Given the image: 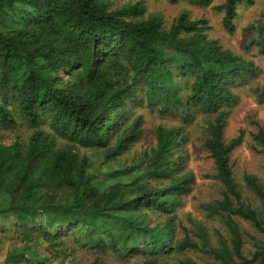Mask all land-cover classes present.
<instances>
[{
  "label": "trees",
  "instance_id": "16d2710c",
  "mask_svg": "<svg viewBox=\"0 0 264 264\" xmlns=\"http://www.w3.org/2000/svg\"><path fill=\"white\" fill-rule=\"evenodd\" d=\"M185 1L222 12L230 34L238 7L254 3ZM144 3L0 0V131L18 119L33 128L47 120L54 134L72 143L57 147L55 136L37 129L26 145L0 142V219L13 220L11 228L0 225V264H77L78 244L98 256L91 264H101L103 255L122 259L136 251L146 257L143 264H156L158 257L197 250L199 244L206 248L201 226L192 225L195 242L188 232L175 240L171 224L195 181L185 170L181 125L196 115L212 117L202 145L223 187L219 200L202 206L208 217H222L228 232V240L219 235L210 251L213 264H264V186L254 176L243 178L259 201V215L244 199L230 164L242 133L224 140L236 87L258 79L260 69L209 38L205 20L184 12L164 29L159 15L145 16ZM250 29V44L264 53V15ZM136 90L148 108L180 125L158 126L141 165L129 166L123 154L143 134L141 117L128 109ZM252 140L264 154V126ZM77 146L94 154L80 157ZM159 213L169 217L153 225L150 215ZM236 219L263 237L253 239L248 255ZM68 238L73 251L60 249Z\"/></svg>",
  "mask_w": 264,
  "mask_h": 264
},
{
  "label": "rangeland",
  "instance_id": "374dc122",
  "mask_svg": "<svg viewBox=\"0 0 264 264\" xmlns=\"http://www.w3.org/2000/svg\"><path fill=\"white\" fill-rule=\"evenodd\" d=\"M139 0H109L116 6H123ZM252 5H242L237 9V16L234 20L235 30L228 33L223 29V13L214 11L209 7H200L197 4H189L185 0H179L172 3L169 0H145V16L159 15L163 20L164 29H169L182 13H187L192 20H205L208 30L207 35L211 39L219 41V44L227 50L252 61L260 69V76L246 85L238 86L235 93L238 97L236 105L230 110L226 120L224 130V140L229 142L237 138L242 133L240 145L231 153L230 164L233 176L238 183L244 199L248 200L255 208L259 215L260 205L258 199L245 188L243 178L245 175L256 177L264 186V154L257 150L252 140V135L256 133L259 125L264 126V100L259 99V95L264 87V53L250 41L254 37V32L250 27L264 15V0H253ZM224 0H212L213 5H221ZM135 98L128 101L129 112L139 115L142 119L141 129L143 134L139 141L133 143L123 154L122 160L129 166L141 165L142 156L155 145V129L158 126L171 127L178 126V119L161 116L156 110H152L145 105L143 94L135 91ZM2 96H0L1 100ZM15 109L14 105L12 106ZM212 117L206 115H196L190 122L182 124L184 132L187 135L185 143L186 160L185 170L190 172L194 177V184L190 195L181 199V204L173 213L176 215L172 221L175 230V240H182L186 232L190 234L195 242L199 240L193 237V224H198L203 229L207 247L200 249L187 250L183 253H174L169 258L160 260L156 264H176L183 259H191L196 264H213V255L211 250L218 246L219 235L228 240V232L224 226V219L220 216L208 217L203 211L202 206L212 204L221 198L223 192L222 185L214 179V166L207 151L202 145L205 130ZM36 130H42L45 133L55 136L57 147L65 144L72 145L66 139H63L51 129L47 120H44L39 127L33 128L25 120L18 119L17 125L0 131V142L10 144L13 141H19L26 145L29 137ZM78 155L91 157L94 152L77 146ZM104 170V168H102ZM171 214V215H173ZM153 225H162L169 217L164 214H151ZM237 223L244 233L243 251L248 255L252 250L253 239L263 240L254 227L242 220L236 219ZM13 220L0 219V225L11 228ZM64 244L60 249H69L73 251L74 244L68 238L63 241ZM75 259L77 264H91L94 258L98 257L89 250L81 247L79 244L75 248ZM101 264H143L146 257L143 253L136 251L132 257L116 258L114 256H100Z\"/></svg>",
  "mask_w": 264,
  "mask_h": 264
}]
</instances>
